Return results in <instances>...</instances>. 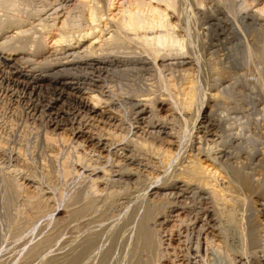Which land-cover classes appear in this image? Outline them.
Returning a JSON list of instances; mask_svg holds the SVG:
<instances>
[{"label": "bare ground", "instance_id": "6f19581e", "mask_svg": "<svg viewBox=\"0 0 264 264\" xmlns=\"http://www.w3.org/2000/svg\"><path fill=\"white\" fill-rule=\"evenodd\" d=\"M29 1L30 0H0V111L3 113L6 106L11 112L8 117L20 113L24 115L27 120L31 119V124L38 125L39 128L43 125L44 128H42V130L44 133L42 131V134L45 138V142L47 141L49 144H52L54 141L57 142L58 140V143L61 141L60 144H65L62 143L64 141H70V143L74 144L76 148L82 144L89 146L90 151L94 153L92 154L93 157L90 155L92 157L91 159L87 158L89 161H85L86 158L84 159V156L89 154V152H87L88 150L85 149L87 151L83 153L78 151L76 155H73L74 159H72L74 162L73 165H71L72 167L69 164L71 160L69 161L67 159L70 157L69 155H63L65 157L63 158L62 156V160L59 159V163V160L57 161L55 166L56 169L54 170H56L59 175L61 174V176H64L61 178L65 179V176L67 177V179H65L67 181V183L64 184V186L66 185L65 187H55L56 184L55 182H52L53 178H51L52 175H50L52 180L51 182L54 183L53 185L55 187L54 188L52 185L54 188V197L59 206L63 207V209L70 213L72 212V214H76V212L73 213L74 209L72 206L74 203L78 204V201H81L83 210H85L87 208L90 209L91 206H94L92 205L94 204L93 198L97 194L99 198L100 195H102L105 191V196L106 198L108 197L109 200L113 196L115 197V195L118 193V190H116L117 193H114V195L112 193L114 187L112 190L109 188L110 191H106L108 189L107 186L105 187L106 189L103 188V185H101L102 188H99L98 186L102 183H105V179H107L109 175L118 177H121L122 175L128 176L130 179H134L132 181H134L133 183L135 184H141L142 181L146 182V186L144 187L145 189H169L171 191H167L169 195L177 194L178 196H182L184 195L185 190H191L193 191V194L190 191L191 195H194V192H196V194L201 193L207 197L213 206L212 208H214L213 214L216 212L215 215L217 214L218 219H222L221 216H224L226 218L224 219L226 222L229 221L235 224V227L237 228L239 236H241L243 242V248L241 247L242 249L240 250H244V252L246 250V252H248L247 250H249V248L247 249V245L249 244L248 241L250 240L248 238L250 235V230L249 228L247 229V226H252L253 230L254 224H252L251 221L252 225H246L247 223L245 224L242 221L243 219L240 220V218H237L235 214V209L237 207H239V209L249 207L248 198L250 197L244 198L240 193V191L246 187H250L251 183L249 182L248 177H246V175H244L245 173L241 172L242 170H240V168L236 167L234 164H231L232 166H227L229 167V170H222L223 165L221 167L220 161L217 162L219 163L217 166L216 163H214L215 161L210 159V154L206 153L210 156L202 155L203 153L205 154L206 149H201L204 151L201 154V156H204V158L199 155L202 151H200L198 154H187L186 157H182L183 155L185 156L183 153L184 151L186 152V148H188L187 145L190 142L192 134L195 132L197 133V130L201 132V136H199V138L203 137L204 139V137L206 138L207 136L215 135L214 132H212L214 124H212L210 118L211 111L207 110L209 113L206 112V108L210 106L213 107V105H210L211 101L214 103V101L221 99V93L219 92L207 93L206 95H203L204 92L202 93L201 90H198L196 67L199 66V64L204 63L205 65L211 66L209 69H213L211 72L214 71L216 75L220 76L227 72L226 68L223 67V69L221 68L222 66L219 67L218 61L213 60V58L210 57L209 59L207 58V60H203L202 54H200L199 51L195 49L196 46L194 47V40L196 39V36L195 33L192 32H195V30H192V27L197 20L198 13L201 9L203 10V8H205L207 2H205V0H41L42 4L40 6L35 8L32 7L30 10H28L25 7H27L26 5H29V3L27 4ZM259 2V0H240L238 1V6L236 7L237 10L234 11V13L236 15L238 13L239 15L240 12L242 14V12L245 11L244 17H240L244 19L248 25V28H250V39L248 40L250 43L246 47L247 52L252 57L254 55V59H261L264 61V2L262 5H258ZM221 3L222 1L219 4ZM224 4L231 5L228 2L227 4L226 2ZM228 5L226 6V9L230 10L227 8ZM232 5L234 6L235 4ZM47 6L50 8L46 9ZM216 7L218 8L220 5H217ZM254 7L256 8L253 9ZM50 9L53 11L47 14V11H50ZM23 10L26 11L25 15H23ZM223 10H225V8H223ZM186 12H188L190 16L195 19V22L192 19L189 20L190 17L188 20H184L185 18L182 19L184 16L183 14ZM223 12V16H226L227 14L230 15L229 12L227 13V11ZM225 13L227 14L225 15ZM36 15L37 17L34 19ZM172 16L175 19L172 20ZM229 17L231 18L234 16L231 15ZM216 19L217 22H220L218 21V18ZM220 19L221 18L219 17V20ZM231 19L228 21L230 22ZM33 20H37V23L35 22L34 24ZM26 23L28 25L31 24V26H28L29 28L25 27ZM232 23L235 24V22ZM215 24L217 23L215 22ZM226 24L224 27H226ZM221 25L220 29H222ZM194 28L196 27H193V29ZM206 29L204 31H206ZM209 55L212 54L210 53ZM262 69L259 68L257 70L261 76V78L257 80H264V68ZM254 80H256V78ZM261 82L263 83V81ZM262 90H264V87ZM85 93L90 95V99H88L89 101L84 100L83 94ZM205 100L210 102L209 105H204L206 102ZM5 114L4 117L6 116ZM200 141L203 140L200 139L198 142ZM7 143V139L5 140L0 137V151H7L8 149V154L10 155L8 156L13 157L16 162L19 161V157L21 156H19L20 153L16 150L17 148L15 151L13 150V147H10L9 144L8 146ZM66 143L69 144V142ZM191 146L193 145L191 144L190 147ZM75 147L74 149H76ZM84 148L85 147H83L81 151ZM237 149L238 146L236 147V150ZM12 150L18 152V154L16 153L17 155H15L14 153V155H12ZM209 151L212 152L211 150ZM225 156H227V154ZM214 157L217 158L216 156ZM216 161H218V159ZM25 166L26 168L24 167L21 169H25V171L27 170L26 172L28 173L26 174L28 178L26 177V179L30 180L31 182H36L35 180L40 179L43 181L45 179L49 180L48 176L51 172L44 171L40 173V179H38V172L29 169V165H27L26 162ZM4 171L5 170H3V168L0 169L1 206H8L10 204L12 205V203L17 199L13 197H16L17 195V197H19V195L22 193L24 198H26L27 203L32 205L33 208L36 207L38 215L40 213V215L44 217V219L42 217V220H46L45 224H49V222L53 223V220L49 221L53 216L49 218L45 217L47 214L46 210L43 209V202L41 203L42 200L40 201L37 199L36 201L32 195L33 191H30V189L26 187L27 185H20V182L16 183L14 178L12 180V178H9L10 176H7V173L9 172ZM48 180H45L44 182H49ZM116 180L117 179H115V181ZM108 181H110L109 184L113 183L110 179H108ZM119 182L120 181H118V183ZM114 185H116V183ZM140 189H142V187L138 190ZM145 189L141 190L142 192L137 190V193L139 192V194L136 195L134 199H138L139 201L141 197L142 200V196L145 195ZM174 190L177 191L174 192ZM119 193L117 194L118 198L121 196ZM157 193L158 192L154 194ZM168 193H166V196ZM157 195H159V193ZM162 195L164 196L165 193ZM148 196H146V198H149ZM114 197L113 201L111 202L115 203L117 201L115 199L117 196L115 198ZM150 198L146 200L148 202L142 200V202L144 201L146 204L144 202V204L141 202L137 203V205L141 208L139 214L142 216H140L141 218L139 217V220L135 225L132 226L131 223V226L129 227L126 225L127 228L124 225L127 222H122L124 226L117 225V217L123 218L126 211L122 212V214H120L121 212H118L120 215L116 213L117 216L115 215V217L117 219H114L110 222V231L114 230V228L118 226V232H121V235H125L127 232L130 234L134 233V247L131 243V247L134 248V252L132 251V255L129 254L131 255L129 257L130 260H128L129 264H138L137 260L139 262V259L136 256L139 255H137L136 252L142 247H144L145 250L147 249L150 251L147 252L149 255L151 252L154 254L152 255L151 253L153 257H150L151 259H149L153 262V264H156L154 262L158 260V257L160 255L163 256L164 254L162 253L165 251L167 252L169 249L168 248L167 250H164L161 246L164 250L162 252L160 245L163 244V240L161 237L159 238L156 231L154 232L156 224L154 225V230L153 226L150 228L151 224L153 225V223H151L149 226V222L154 221V219L156 222L158 220L157 223L160 224L165 222L163 219L166 220V217H163V222L156 218L159 215L164 216L166 213L164 214L163 211L169 206L166 205V207L165 203H163L164 206H157L155 205V202L150 204L152 203V199L150 200ZM12 199L15 200L12 202ZM163 199L164 198H162V200ZM185 199H187V197ZM168 201L169 200H166V203H168ZM182 202L184 203V201ZM249 202L252 201L249 199ZM121 203L119 205H121ZM129 203L130 201H128L126 205ZM157 203L160 204L161 201ZM116 204L117 202L115 205ZM250 204L252 203H249V205ZM153 205H155V211L153 210ZM172 206L174 207L175 205L172 203ZM180 206L179 208H181ZM76 207L78 206L76 205ZM125 207L127 208L128 206H124L123 208L125 209ZM183 208L182 212H184ZM151 209L153 210V213L151 212ZM78 210L82 211V209ZM141 210L142 214L140 213ZM178 211L176 214H174H178V216H180L179 214L181 212L179 213ZM4 212L2 213V216L6 217L7 219L9 214L6 216V213L9 212ZM135 213L136 212L134 211V214ZM161 213L163 214L161 215ZM170 215L172 214L170 213ZM182 215L183 214H181L180 217H182ZM38 217L40 218V216ZM112 217H114L113 214ZM194 217L195 216H193V218ZM196 217H198V215ZM244 217L241 216V218ZM13 219H15L14 216ZM13 219L10 221L12 224H16V220H14V222ZM175 219L179 218L177 217ZM244 219L245 222H247L249 218ZM159 220L161 222H159ZM191 222L195 223L193 219ZM41 223L44 222L42 221ZM86 223L87 222H85V224ZM172 224L174 225L175 222H172ZM180 224L181 223L178 225ZM198 224H201V222ZM29 225L30 224L28 223V226ZM36 225L24 228L21 233L20 231H17L18 234L16 235L15 233V237L13 234V240L20 241L21 239L31 237L32 234L37 230ZM202 226L200 225L199 229ZM159 227H161V225ZM169 227L172 228L171 226ZM14 228L21 230V228L18 229V226ZM203 228L206 227L203 226ZM217 228L212 222L207 232L210 231L209 233H212V235L217 236L218 234L219 236L218 232H220L222 229L217 230ZM221 228H224L223 225ZM252 230L251 232H254ZM163 231L165 232L166 230L162 229V232ZM158 232L161 233L160 229ZM252 234L253 233H251V235ZM220 235H223L222 231ZM86 236L87 238L89 237L88 235H85L83 240L88 242L89 240H87ZM131 237H133V235H131ZM118 238L120 239V236ZM216 239L215 241H217ZM212 242L213 245L211 246L215 247L214 240ZM83 244L86 246L89 243L85 244L84 241L83 243L81 242L80 245H82V248ZM216 246L218 247V250L220 248V250L225 248L223 242L220 239L217 241ZM167 247L169 246L167 245L164 248ZM35 248H37L36 245ZM84 249L87 250L88 248ZM226 249L227 250L224 249V252L229 251L228 248ZM28 250L30 254L33 253L32 251H37L33 248V250L30 252L31 247L26 251ZM170 252L171 251H169V254ZM242 252L240 254L244 253ZM29 253L28 255H30ZM229 253L231 252H228V255L227 253L225 255L229 256ZM81 254L83 255L84 253ZM162 256L159 257V260L162 258ZM166 256L169 259L170 256ZM59 258L60 257L57 258L56 256L53 257L50 259L49 264H75V259L77 257L69 259L66 262L64 261V263H62V260H60L62 261L60 262ZM147 260L148 259H146V261ZM170 260L172 263V259ZM162 261L164 262V260ZM152 262L148 261L149 264H152Z\"/></svg>", "mask_w": 264, "mask_h": 264}, {"label": "rangeland", "instance_id": "374dc122", "mask_svg": "<svg viewBox=\"0 0 264 264\" xmlns=\"http://www.w3.org/2000/svg\"><path fill=\"white\" fill-rule=\"evenodd\" d=\"M42 1L41 0H30L29 2H27V4L29 3V5H26L27 7H25V8L30 10L32 7L33 8L38 7L42 4ZM221 1H222V3L219 4ZM223 1H224V3L226 2V4H227V2L230 3L231 5L235 4L234 5L235 7L233 5L231 6V5L227 4L228 5L227 8L230 9V10H227L226 9L227 5H225L223 3ZM238 1H240V0H228V1L227 0H214V1L205 0V2H207L205 5V8H203V10L201 9L200 12L198 13L196 22H195V19H193L188 12L183 14L184 16L182 19L185 18L184 20H188V18L190 17L189 20L192 19L195 22L193 24L194 25L193 27H196V28L193 29V27H192V30H195V32L194 31H192V32L195 33V36H196V39L194 40V43H195L194 47L198 46L197 48L195 47V49L198 50L200 54H202L203 60H205V59L207 60V58L209 59L211 57V58H213V60L218 61L219 67L222 66L221 68H223V67L226 68L227 72L223 73L222 74L223 76L220 75L221 76L220 77L219 75H216L214 71L211 72V70H213V69L210 70L209 68H211V66H209V65H205L204 63H201V64H199V66H197L198 68L196 67V79L198 81V90H201L202 93L204 92L203 95H206L207 93L219 92V93H221L220 94L221 99L218 101H214V103H213V101H211V103H210V102H207L205 100L206 102L204 104V105H206V104L209 105V103H210V105H213V107L212 106L208 107V105H207L208 108H206V112L209 113V111H211L210 112L211 113L210 118H211L212 124H214L212 132H214L215 135L207 136L208 138L204 137L205 140L208 139V140H206L207 141L206 142L203 139V137L199 138V136H201V132H199V130H197L198 131L197 133L195 132L192 134L190 142L187 145L188 148H186V152L184 151V153H183V154H185V156L183 155L182 157H186L187 154H198L200 151H202L201 149H204V150L206 149L205 154L203 153L204 151H202V152H200L199 155L201 156L202 153H203L202 155H206V156L208 154H210L211 155L210 159H213V161H215L214 163H216L217 166L219 164L217 162L220 161L221 167L223 165V167L225 168L224 169L222 167V170H225V171L229 170V167H227V166H232L234 164L236 167H239L240 170H242L241 172L245 173L244 175H246V177H248V180L251 183L250 187H246L245 189L240 191V193L244 198L250 197V198H248V206L249 207L244 208L245 210L243 208H240L241 209L240 210L239 207H237L235 209L236 210L235 214H236L237 218H240V220L243 219L242 221L245 224L247 223L246 225L254 224L253 230H252V226H250V227L247 226V229L249 228L250 232H251V230L254 231L251 233L255 234V235L252 234L253 235L252 236L251 233L249 232L250 237L248 236V238L250 240L248 241L249 244L247 245V249L249 248V250H247L248 252H246V250H245V252H246L245 253L244 250H240L243 248V242H242L241 236H239V233L237 231V228L235 227V224L231 223L229 221L226 222L224 220V219H226L224 216H221L222 219H218L217 214L215 215L216 212L213 214L214 208H212L213 206L210 203V201L207 199V197H205L201 193H199V194L197 193L198 194L197 195L196 192H194V195L196 194L195 196L191 195L190 194L191 190H185L184 195H182L184 197H182L180 195L178 196L177 194H174V195L171 194L172 195L171 196L167 192V191L171 192L169 189H167V190H164V189L158 190V189H152V188L145 189L144 187L146 186V182L142 181L141 184H137V183L135 184V183H133L134 181H132L134 179H132V178L130 179L128 176L122 175L121 177H118V176H110L109 175L107 177V179H105V183H102L98 186H99V188L100 187L102 188L101 185H103V188H105L107 186L108 189L106 191H110V189L112 190L114 187V189L112 190L113 194L120 192L119 193L121 195V196H119L120 199L118 198V195H117L118 193L116 195L114 194L115 197L117 196L116 198L113 196L117 200V201L115 200L117 202L116 205H115L116 202L115 203L111 202V201H113V197L110 198V200L108 197L106 198L105 191H104V193L102 194L103 196L100 195V193H99L101 198L100 197L98 198V194L96 196H94V198H93L94 204H92L94 206H91V208L89 207L90 209H88V208L85 209L86 211L83 210V207L81 205V201H78L79 205L77 203L76 204L74 203V205L72 206L74 209L73 213L76 212V214H72V212L70 213L67 210L63 209V207L59 206V204L57 203V201L54 197L55 196L54 195V188L56 186H58V187L64 186V184L67 183V181L65 180V179H67V177L65 176V179L61 178L63 175L62 176H61V174L59 175L57 173V171L54 170V169H56L55 166L57 164V161L59 159L62 160L63 155H67V156L69 155L70 157L67 159L69 161L70 160L72 161V164H71V161L69 162V164L71 166V165H73V162H74V160H73L74 156L73 155H76L78 151L83 153V152L88 150L87 152H89V154L84 156V159L85 158L91 159L93 157L92 154H94V153L90 151L89 146H85L84 144L77 147L78 148L77 149L74 144L70 143V141L62 140V141H64L62 143H65V144H60L61 141L58 143L59 140L57 142L54 141L52 144L47 143V141L45 142V140H44L45 138L43 137V134H42V131H43L42 128H44L43 125L40 126V128H39L38 125L31 124L32 120L31 119L27 120L24 117V115H22L20 113H17L16 115L8 117L11 114V112L5 106L6 110L4 109L3 113L0 111V137L2 139H5V140L7 139V141H8L7 145L9 144L10 147H13V150H15L17 148L16 150L21 154V155L19 154V156H21V157H19L20 160L16 162L13 159V157H9L10 155L8 154V149H7V151H0V169L3 168V170H5L4 172L8 171L9 173H7V176L8 177L10 176L9 178H12V180L14 178L16 183L20 182L19 183L20 185H24V186L27 185L26 187H28L30 189V191H33L32 195L34 196L33 198L36 201H37V199L40 201L42 200L41 203L43 202V209L46 210V214H47V215H45V217L49 218V217L53 216V217H51L52 219L50 218V220H49V221L53 220V223L49 222V224L48 223L45 224L46 220H42L43 216L40 215V213L38 215L36 207L33 208L32 205L27 203L26 198H24L22 193H21V195H19V197H17L18 195L16 197L15 196L13 197V198H17V199L16 200L14 199L15 202H13L14 201L13 199L11 200L13 203H12V205L11 204L8 205L10 207H8L7 205H6L7 207L5 205L1 206L2 203H0V264H49L50 259H52L55 256L57 258L60 257L59 261L62 260L63 262L60 261L62 263H64V261L66 262L69 259H73V258L77 257L75 259V264H129V262H128V260H130L129 257L134 252V248H133L134 244L133 243L135 241L134 240L135 236H134V233L130 234L128 232L125 233V235H121L120 234L121 232L120 233L118 232V229H119L118 226L123 225L122 222L128 223V224L127 223L124 224L125 227H126V225H128V227L131 225L132 226L135 225L136 222H138L139 217L142 216L139 214V211L141 208L137 205V203L138 202L143 203L144 201L148 202L146 200H148L150 197H151L150 200L152 199L151 200L152 203H150V204H153V202H155V205H157V206H161V205L164 206L163 203H165V206L167 205L170 207V205H171L170 209H169V207L167 209H164L163 212H164V214L166 213L164 216L162 215L163 213H161L162 216L159 215L156 218V219H160L162 222H163V220L165 222L167 220L166 223L165 222L162 223L164 226L160 223H157L158 220L156 222L155 219H154L155 222L154 221L149 222V226L151 223H153V225L151 224V226H150V228H152V226H153V230L156 226L154 232L156 231L158 233L157 235L159 236V238L161 237L163 240V244L160 245V249L162 250V252L165 249L167 250L169 248L167 250V252L165 251L162 253V254H164L163 256L160 255V256H162L163 259L160 258V260H159V257H160L159 256L158 260H156L157 262L155 261L154 263H156V264H160V263L161 264H172V263L173 264H175V263L176 264H178V263L179 264H264V101H263L264 100V90H262V88L264 87V80L263 79L257 80V79L261 78L260 73L257 70L259 68H261V69L264 68V66H263L264 61H262L261 59H254L255 56L253 55V57H252L247 52L246 47L250 43V41H248L250 39V35H249L250 34V31H249L250 28H248V25L244 21V19L241 18V17H244L245 11H243L242 14L240 12L239 15H238V13H237V15L234 13V11L237 10L236 7L238 6L237 5ZM259 1L260 2L258 3V5H260V4L262 5V3L264 2L261 0H259ZM216 3H218V4H216ZM217 5L218 6L220 5L221 8L220 7L217 8L216 7ZM222 7L225 8V10H223ZM25 8H23V9H25ZM47 8L49 9L50 7L47 6L46 9ZM212 8L213 9L215 8V9L213 10ZM255 8L256 7H254L253 9H255ZM210 10H212V11H210ZM52 11L53 10L50 9V11H47V14H49V12H52ZM223 11H225V12L227 11V13L229 12L230 15L225 13V15L226 14L227 15L223 16L224 15ZM25 12L26 11L23 12V15H25ZM212 12L213 13L216 12V13L213 14ZM219 12H221V13H219ZM188 14H189V16H188ZM231 15H233L235 18L231 17L232 18L231 19L229 17ZM43 16H42V18H43ZM201 16H202V18H201ZM214 16L215 17L217 16L216 18H218V21H220L222 23L217 22V19ZM36 17H37V15L34 17V19ZM198 17H199V19H198ZM219 17L221 18L220 20H219ZM204 18H207L208 20L204 19ZM228 18L231 19L230 22L228 21V20H230ZM173 19H175V18H173V16H172V20ZM30 21H32V20H30ZM204 21H206V22H204ZM35 22L37 23V20L34 21V24H35ZM215 22L217 24H215ZM232 22H235V24H233ZM211 23H213V24H211ZM228 23H230V24L232 23L233 25L232 24L230 25ZM225 24H226V27H224ZM25 25H24L25 27L31 26V24L28 25L27 23ZM220 25H221L222 29H220ZM242 28H243V30H242ZM205 29H206V31H204ZM196 31H197V33H196ZM243 31H244V33H243ZM246 33H247V35H246ZM243 36H245V37H243ZM246 37H247V41H246ZM220 39H221V41H220ZM230 43H231V45H230ZM233 47H235V48H233ZM210 53L212 55H209ZM258 60L262 61V63H261L262 65L260 64L261 61H258ZM246 68L250 72H248ZM251 72H253V73H251ZM258 76H260V77H258ZM255 78L259 82L254 80ZM215 79H217V80H215ZM255 81H256V83H255ZM261 81H263V83ZM262 92H263V94H262ZM224 96H226V97H224ZM261 96H263V97H261ZM83 98H84V100H88V99H90V95L88 93H85V94H83ZM222 98L225 100H223ZM207 110H209V111H207ZM4 114L7 117L6 116L4 117ZM8 119H10V120H8ZM37 126H38V128H37ZM43 133H44V131H43ZM196 138H198L199 140L201 139L203 141L198 142L199 140ZM195 139H196V141H195ZM66 142H69V144H67ZM196 142H198V143H196ZM191 144L193 146L190 147ZM59 145H61V146H59ZM65 145H68V146H65ZM208 145H209V147H208ZM73 146L76 149H74ZM237 146H238V149L236 150ZM83 147H85V148L81 151V149ZM85 149H87V150H85ZM189 149L191 150V152ZM13 150H12L13 154L12 153L11 154L14 155V153H15V155H17L18 152H15L16 150L15 151H13ZM69 150H71V151H69ZM209 150H211L212 152H210ZM9 151H11V150H9ZM188 151H189V153H188ZM206 153H208V154H206ZM224 154L225 155L227 154V156H225ZM52 155H53V157H52ZM210 155H208V156H210ZM220 155H222V156H220ZM214 156H216L217 158H215ZM64 157L65 156H63V158ZM201 157L204 158V156H201ZM214 158L216 160L218 159V161H216ZM86 159H85V161H89L88 159L87 160ZM55 160H56V162H55ZM24 161L26 162L27 165H29L28 166L29 169L34 170L35 172H38V179H40V177H39L40 173H42L44 171L45 172L46 171L51 172V173H49V176H48L49 180L45 179V180H48L49 182H47V181L44 182L45 180L43 181L41 179H40L41 181L35 180L36 182H34V181L31 182L30 180L26 179V177L28 178V176L26 174L28 172H26L27 170L25 171V169H21L24 167L26 168ZM59 162H60V160L58 161V163ZM235 162H237V163H235ZM11 163H12V165H11ZM15 167H16V169H15ZM49 169H50V171H49ZM115 170H117V169H115ZM52 171L54 174L52 173ZM118 173H120V172H118ZM50 175H52V177ZM170 175H172V174H170ZM5 176H6V174H5ZM50 177L53 178L52 179L53 181L51 180ZM116 177H118V178H116ZM120 178H122V179H120ZM108 179H110L111 182H113V183L109 184L110 181H108ZM115 179H117V180L115 181ZM124 180L126 183L124 182ZM51 181L55 182V184H56L55 187L53 185L54 183H52ZM118 181H120L119 182L120 185H119ZM127 181H129V182H127ZM50 183H52V184H50ZM115 183H116V185H114ZM49 185H51V186H49ZM52 185L54 188L52 187ZM137 186H139V187H137ZM83 187H82V189H83ZM141 187H142V189L138 190ZM132 188H133V191H132ZM143 189H145V192H144L145 195L142 196V200H144V201L142 202L141 197H140L139 201H138V199H134V197H136V195L139 194V192L137 193V190L142 192L141 190H143ZM116 190H118V191L116 192ZM122 191H123V193H122L123 195L121 194ZM125 191H126V193H125ZM176 191L177 190H174V192H176ZM156 192H158L159 195H157L158 193L154 194ZM192 192L193 191H191V193ZM163 193H165L164 196L162 195ZM166 193H168L167 196H166ZM152 194H153V196H152ZM180 194H182V193H180ZM176 195H177V199H176ZM146 196H148L149 198H146ZM158 196H160V197H158ZM173 197H175V198H173ZM186 197H187V199H185ZM162 198H164L163 199L164 202H163ZM171 198H173V199H171ZM183 198H184V200H183ZM153 199H154V201H153ZM158 199H159V201H161L162 204L157 203V202H159ZM165 199L169 200L168 203H166ZM249 199L252 202H249ZM193 200H194V202H193ZM196 200H197V202H196ZM128 201H130V203L128 205H126ZM173 201H176V202H173ZM182 201H184V203L186 205ZM118 202H120V203L122 202L121 203L122 207H121V205H119L120 203H118ZM169 202H170V204H169ZM172 203L175 205L174 207L172 206ZM249 203H252V204L249 205ZM177 204H178V206H177ZM180 204H181V206H180ZM76 205L78 207H76ZM112 205H113V207H112ZM155 205H153L154 207L152 206L154 208V209L152 208L154 211L156 209ZM182 205L184 208L182 207ZM124 206H128V207L127 208L125 207V209H124L123 208ZM179 206L181 208H179ZM5 207H6V209H5ZM166 207H164V208H166ZM261 207H262V209H261ZM182 208H183L184 212H182ZM3 209H5L6 211L9 212V213H6V216H8V214H9L7 219H6V217L2 216L3 215L2 213L5 211ZM78 209H80V210L82 209V211H79ZM152 209H151V212L153 213ZM168 209H169V211H168ZM246 209H248V210H246ZM64 210L70 214H68ZM124 211H126L125 215H124L125 217L124 216H123V218L117 217L118 218V220H117L118 226L115 227L114 230L110 231L111 230L110 222L113 221L114 219H117L115 217L116 213L118 214V212L119 213L121 212L120 214H122V212H124ZM134 211L136 212L135 214H134ZM177 211L179 213L181 212L179 214L180 216H181V214H183L182 217L178 216V214L175 215ZM188 211H189V213H188ZM198 212H199V214H198ZM202 212H204L206 215ZM140 213L142 214V210ZM170 213L172 215H170ZM195 213L198 215V217H196L197 215ZM10 214L12 215V217ZM112 214L114 215V217H112ZM120 214H118V215H120ZM131 214H133V215H131ZM209 214L211 217L209 216ZM15 215H17V216H15ZM13 216L15 217V219H13ZM38 216H40V218ZM170 216H172V217H170ZM193 216H195V217L193 218ZM241 216L242 217L245 216L244 218H247V219L249 218L248 221L246 219L247 222H245V219L241 218ZM9 217H11L13 219V221L16 220V224H14V223L12 224V222L10 221L12 219L11 218L8 219ZM16 217H18V218H16ZM160 217H162V218H160ZM163 217L164 218L166 217L167 219L165 220V219H163ZM177 217L180 219V221H179V219H175ZM203 217L205 220L203 219ZM218 217H220V216H218ZM181 218H184V219H181ZM39 219H41L44 223H41L42 221ZM43 219H44V217H43ZM186 219H187V221H186ZM192 219L195 223L191 222ZM21 220H22V222H21ZM160 220H159V222H161ZM209 220H211V221H209ZM218 220H221V221H218ZM222 220H224V221H222ZM33 221L35 222V224ZM84 221L87 222L88 224L87 223L85 224ZM251 221H252V224H251ZM172 222L173 223L175 222V224L173 225ZM178 222L181 224L178 225L179 224ZM200 222H201V224H198ZM212 222L216 226V228L219 226L217 228V230L222 229V230H220V232H218L219 233V236L217 234L218 237L212 235V233H209L210 231L207 232V230L209 229V226ZM248 222H249V224H248ZM28 223L30 224L29 226H28ZM185 223H186V225H185ZM204 223L208 227L205 226ZM34 225L37 226V230L32 234L31 237L21 239L20 241L13 240V234L15 237V233H16V235L18 234L17 231H20V233H21L22 230H24V228L34 226ZM88 225H89V227H88ZM160 225L162 228L159 227ZM200 225L201 226L203 225L206 228H203V226H202L201 227L202 229L201 228L199 229ZM222 225L224 228H221ZM13 226L14 227L18 226V229L21 228V230H17ZM169 226H171L172 228H170ZM89 229H90V231H89ZM108 229H109L110 233H109ZM156 229L158 231L160 229L161 233H159ZM162 229L166 230L167 232L166 231L162 232ZM200 230H201V233H200ZM221 231H222L223 235H220ZM89 232H90V235H89ZM85 233H87V234H85ZM163 234H164V236H163ZM85 235L89 236L88 238L86 236L87 240H89L88 242L83 240V237ZM118 235L120 236V239L118 238L119 237ZM131 235H133V237H131ZM195 235H197V236H195ZM110 236H112V237H110ZM168 236H169V238H168ZM126 237H127V240H126ZM128 237H129V239H128ZM166 237H167V239H166ZM219 237H221V238H219ZM130 238L133 240H131ZM211 238H212V240H211ZM185 239H186V241H185ZM215 239L217 241L220 239L223 242V245L225 246V248L224 247H222V248H224L225 250H227L226 248H228V250H229L228 252H231V253H229V256H227L228 255L227 251L224 252V249L220 250L221 249L220 248L218 250V247L216 246L217 241H215ZM210 240H211V242L209 243ZM213 240H214L215 247L211 246V245H213V242H212ZM83 241L85 244L89 243V244H87L88 246L87 245L85 246L83 244V248H82V245H80V244H81V242L83 243ZM131 243H132L133 247H131ZM166 244L169 247L164 248L165 246H167ZM35 245L37 248H35ZM39 246H41V247H39ZM161 246L163 247L164 250L162 249ZM30 247H31L30 252L33 250V248H34V250L36 249L37 251L36 252L32 251L33 253L30 254L29 250L26 251ZM173 247H174V249H173ZM84 248H88V249L86 250ZM81 250H83L84 252ZM138 250H139V248H138ZM146 250L144 247L140 248L139 251L135 250V251H137L136 252L137 255H139V256H136L139 259V262L137 260L138 264H149L148 261L152 262L149 259H151L150 257H153L152 255H154V254L151 252L152 255H151V253L149 255V253H147V252H150V251H148V250L146 251ZM169 251H171L170 254H172V255L169 254ZM27 252L30 255H28ZM241 252L243 254H240ZM26 253H27V255H26ZM81 253H84V254L82 255ZM226 253H227V255H225ZM68 254L72 255V256H69ZM104 254H105V257H104ZM129 254H131V255H129ZM166 255L170 256L169 259L167 258ZM173 255H174V257H173ZM189 255H191V256H189ZM50 257H52V258H50ZM64 257H65V260H64ZM146 259H148V260L146 261ZM161 259L164 260V262ZM170 259H172V263H171ZM232 259H234V260H232ZM152 264H153V262H152Z\"/></svg>", "mask_w": 264, "mask_h": 264}]
</instances>
